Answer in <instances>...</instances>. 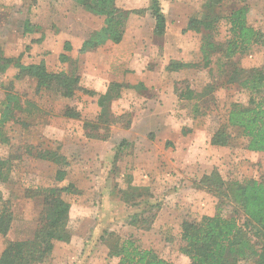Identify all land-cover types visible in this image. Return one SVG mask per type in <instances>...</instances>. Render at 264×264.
I'll list each match as a JSON object with an SVG mask.
<instances>
[{
  "label": "rangeland",
  "instance_id": "rangeland-1",
  "mask_svg": "<svg viewBox=\"0 0 264 264\" xmlns=\"http://www.w3.org/2000/svg\"><path fill=\"white\" fill-rule=\"evenodd\" d=\"M205 1L160 0L161 9L169 21L165 37H157L152 33L151 27L154 19L149 12L142 16L130 15L126 23V26L129 23V29L124 50L132 49V63L140 61L139 63L142 64L143 60L139 58V54L141 49L147 47V51L150 49L151 53L148 55L146 66L151 68L155 65L159 66L156 68V72L148 76L151 82L150 88H146L140 83L132 84L135 87H124L121 90L125 94L121 95V98L128 106L125 104V108H120L122 101L120 98L113 100L110 105L113 117L123 115L115 122L119 121L118 123L125 126L134 113H140L148 106L145 104L148 100H154L150 112L165 113L163 121L173 133V136L168 137L170 140H166V145H172L173 140L178 138L184 140V142L182 141L184 145L187 142L190 143L193 149L185 153L188 156L180 155L179 158L177 155L176 161L171 167H168L165 162L162 163L163 167H157L159 164L154 158V164L145 169L127 166L123 168L115 163L103 167L100 164L102 160L96 158L93 150H90V153L86 155L87 160L84 162L91 174L87 178L92 176L91 180L95 179L96 182H101L104 178L109 179L106 186L108 194L106 197L102 194L99 195L102 185L98 186L97 183L84 185L91 189L85 195L84 193L74 194L73 185L72 192H63L64 194H62L63 199L70 204L67 229L71 233L70 240L63 242L68 243L70 246H67L68 248L75 249L81 241L80 238L83 236L87 238L90 235L85 245L86 252H81L79 256L78 251H75L77 254L73 253L74 251L69 252L72 257L78 256L74 262H69L68 257L54 253L58 246H61L56 245L59 241H55L49 257L43 263L37 264L68 262V264H117V258H109L107 254L105 255L107 249L104 248L100 240L105 231H114L122 238L132 235L139 246L154 249L160 256L172 261L173 264H187L189 259L180 252V247L183 245L180 239L182 221H199L203 215H213L216 207L220 204L219 197L196 187L193 179L199 177L211 164H213V168H209L207 173L216 169L225 182L241 183L249 178L261 179L264 173V152L247 150L245 138L240 136L241 134L237 131H232L228 145H211L215 151H207L206 144L211 139L210 136L225 123L231 103L246 104L249 94L236 82L227 81L228 72L232 68L231 61L225 64L220 53L213 52L210 55L209 65H205L198 49L202 34L191 30L184 31L189 17L199 15ZM43 2L44 5L39 8L36 7V4L32 7L33 9L31 8V13L36 12L35 17H39L41 14L45 20H48L55 13L64 14L65 17L68 14L73 17L75 23L78 22L77 17L81 18L78 23H86L82 14L84 17L89 13L72 0H45ZM115 3L123 9H133L147 7L149 0H115ZM244 4L249 6L248 23L264 32V0H222L213 10L221 16H225L231 9ZM227 36L226 21L221 19L218 23L215 41H224ZM170 61L188 62L191 65L173 71L167 70L165 67ZM232 62H235L240 68L264 67V44L258 43L251 46L245 53L233 57ZM67 66L69 67L66 69L69 71L70 63H67ZM10 82L11 78H4V74L0 73V100L4 98ZM206 86H211L213 89L208 90L205 88ZM186 87L204 94L197 101L195 98L181 100L174 89L186 90ZM9 91L17 94L20 100L24 98L31 100L36 107L27 118L23 113H15L18 121L10 120L2 127L7 140L0 143V157H10L11 172L7 182H0V191L3 198L9 202L13 220L7 235L5 237L0 235V252L4 247L5 239L30 238L39 224L43 204L42 198L35 196L36 191L34 190L36 187L43 186L36 183L41 179L31 168L33 160L38 158L35 155L36 152L53 149L65 153L69 160L67 174L73 172L71 165L76 161L74 147L69 143L54 141L48 137V143L45 144L46 141H42V138L46 140V137L40 133L43 125L49 124L48 119L54 109L66 106L74 108L78 106L76 101H83L81 94L79 97L65 99L44 91H36L29 78L15 81ZM80 92L82 93V91ZM196 102L198 104L197 113L193 111ZM88 110V116L95 115L92 107L88 106ZM144 120L146 119L144 118ZM85 122H88L85 126L88 135L96 136L94 138H104L108 135L111 123L106 125L93 120ZM145 123L147 125L148 122ZM152 123L154 122L151 121L147 129L140 127L145 128L146 133L150 131V135L154 136V133L151 132L153 130ZM22 127L29 129V136L22 134ZM29 140L35 144L37 141L38 144L31 147L26 146ZM163 143L162 140L161 147H163ZM35 147L38 148L36 151H34ZM158 150L160 149L158 148ZM161 154L164 156V153ZM208 155H210V160L206 159L209 157ZM76 164L77 162H75ZM34 166L36 167V165ZM56 168L57 165L54 164V169L56 170ZM144 181L146 182L144 185L136 183ZM44 182L47 183V181ZM22 183L29 184V186L23 187L20 185ZM129 186L139 188L135 194H140V196L128 197L125 195V191L130 192ZM123 197L127 198L129 203L132 200H136L138 203L136 205L125 204ZM221 208L223 215L228 216L232 205L225 203L221 205ZM148 211L150 214L154 212L156 214L153 226L149 230L137 229L128 223L132 213ZM94 221L97 224L93 226ZM90 247H93L91 256L89 255ZM58 250L60 251L61 248L59 247ZM239 263L247 264L243 261Z\"/></svg>",
  "mask_w": 264,
  "mask_h": 264
},
{
  "label": "trees",
  "instance_id": "trees-1",
  "mask_svg": "<svg viewBox=\"0 0 264 264\" xmlns=\"http://www.w3.org/2000/svg\"><path fill=\"white\" fill-rule=\"evenodd\" d=\"M72 1L87 13L103 17V25L98 30L92 31L83 41L79 49L80 53L95 49L107 41L119 43L132 14L142 16L149 12L154 19L153 34L163 37L165 33L166 17L161 9L160 0H149L147 7L133 9L118 7L115 0ZM221 1L206 0L200 14L189 17L184 31L191 30L202 34L199 51L205 65H209L210 55L213 52L220 53L225 64L231 61L232 68L228 72L227 81L236 82L246 90L249 99L246 104L231 103L225 123L210 136V143L217 146L228 145L232 131H237L245 138L247 150L264 152V67L240 68L232 62L233 57L245 53L251 46L258 43L264 44V32L248 23L249 6L247 4L231 9L225 16L217 14L213 9ZM221 19L226 21L228 36L224 41L217 42L215 36ZM29 25L26 21L24 31L28 30ZM31 28L39 29L35 25H31ZM64 50H70L68 42L64 44ZM59 58L60 61L70 63L69 71H48L44 62L25 65L19 61V58L3 57L0 48V72L13 63L18 69L14 78L34 79L36 91L68 98L72 97L77 90L94 94L92 90L84 89L79 85L77 60L63 53ZM190 65L188 62L170 61L165 68L173 71ZM12 85L10 82L4 100L0 103V143L7 140L2 127L10 120H17L15 112L30 114L36 107L34 102L28 99L24 100L23 106L18 95L9 91ZM124 87L135 86L110 82L106 92L98 96L97 103L100 112L96 122L108 125L123 116L121 114L113 117L110 105L113 100L121 97V90ZM205 88L213 89L211 86ZM174 90L181 100L195 98L197 101L204 94L188 87L186 90L177 88ZM193 111L198 112L197 102L194 104ZM65 115L79 117V112L75 108L67 107ZM87 124L88 122H85L84 126ZM35 155L57 165L56 181L65 178L66 169L69 166L66 156L53 149L39 150ZM10 163V157H0V182L9 180ZM194 183L196 187L219 197L220 204L213 215H203L199 221H182L180 239L183 245L180 247V252L189 259L187 264H240L241 261L247 264H264V173L261 179L249 178L241 183L225 182L217 170L213 169L203 174ZM128 189L130 192L125 191L128 197L140 196V194H135L139 190L136 186H129ZM34 191L42 198L43 204L39 224L30 238L4 240V247L0 253V264L43 263L51 254L55 241L68 242L71 238V233L67 229L70 204L63 199L62 194L72 192V184L63 187H37ZM123 199L125 204L136 205L138 203L136 200L129 203L127 198L123 197ZM225 203L232 205L228 216L222 213L221 205ZM8 204L9 202L3 198L0 191V235L3 237L7 235L13 220V212ZM155 215V212L150 214L149 211L134 212L129 216L128 223L134 228L149 230ZM100 240L107 248V257L117 258V264H173L154 249L139 246L132 235L122 238L114 231H105Z\"/></svg>",
  "mask_w": 264,
  "mask_h": 264
},
{
  "label": "crops",
  "instance_id": "crops-1",
  "mask_svg": "<svg viewBox=\"0 0 264 264\" xmlns=\"http://www.w3.org/2000/svg\"><path fill=\"white\" fill-rule=\"evenodd\" d=\"M43 1L45 0H0V48L3 57L19 58V61L25 65L44 62L48 71L67 72L66 68L69 67L67 66V63L69 62L60 61L59 58L63 53L70 58L77 60L78 72L80 75L79 85L84 89L92 90L94 94L91 95L84 91L81 93L80 90L75 91L72 97H79L80 94L83 97L82 102H75L78 106L74 108L79 112V117L66 116L65 109L68 106L57 108L51 113L50 118L48 119L49 124L43 125L41 128L42 131L40 135L46 137V140L42 138V141H46L45 144L48 143V138H52L54 141L71 144L74 147V158L77 164L75 165L74 162L71 165L73 171L71 174H67L61 181H56L54 163L45 159H34L33 161L35 164L33 162L31 168H33L34 173L43 180L36 181V183L43 187H62L72 184L75 188L74 194L84 193V195L91 191L89 187L86 188L84 185H93L97 183L98 186L102 185V191L99 192V195L102 194L106 197L108 194L106 186L108 185L109 179L106 180L104 178L101 182H96L95 179L91 180L92 176L87 178V176L91 174L84 162L87 160L86 155L90 153V150H93V154L96 155V158H100L103 161V163L102 161L100 162L103 167L115 163L123 168L127 166L145 169L154 164V158L159 164L157 167H163V162H165L168 167H171L174 165L177 155L179 158L180 155L188 156V154L185 153H188V151L193 149V146L191 147L190 143L188 144L187 142L185 143L186 145H184L182 144L184 140L175 138L176 140H173L172 145H166V140H170L168 137L173 136V133H171L170 128L167 127L163 121L166 115L165 113L150 112L154 100H148V102L145 103L148 106L140 113H134L127 125L124 126L121 123H118L119 121L111 123L109 125V130L107 129L108 135L104 138H94L96 136L92 137V135L89 134L90 137L87 134L88 130H86L84 123L87 120H97V116L100 112V107L97 103L98 96L106 92L107 86L110 82H118L121 84L128 83L133 85L141 83L143 84L142 86L150 88L151 82L148 76L156 72V68L159 65H155L153 68L146 66L148 63V55L151 53L150 49L147 51V47L141 49L142 51H140L139 54V58L143 60L142 64L139 63L140 61L132 63L131 56H133V50H124L125 45L127 44L126 37L129 23L125 27L123 37L119 43L107 41L95 49L80 53L79 49L82 46L83 41L92 31L98 30L103 25V17L91 13L86 14L87 16L83 17L82 14V18L86 23H78L81 20L79 17L76 18L78 22L75 23L72 16L70 17L67 14L65 17L64 14L55 13V15L49 18L48 21L47 19L45 20L41 14L39 15V18L34 16L36 12L31 13V8L35 4L37 5L36 7L39 8V6L44 5ZM26 21H28L30 25L28 26V30L24 31ZM168 22L169 21L166 19L165 31H167ZM31 25L38 26L39 29L31 28ZM153 27L154 22L151 27L152 33ZM166 34L167 32L164 33L163 37H165ZM66 42L70 45V50L68 51L64 50V44ZM17 72L18 69L13 63H11L0 73L4 74V78H11L12 84H15V81H19L20 79L14 78ZM159 72L161 71L159 70ZM31 81L35 88L36 85L34 79H31ZM121 95L124 96V92H121ZM72 97H69V99ZM64 98L67 99L68 97ZM121 99L122 98L120 97V100ZM3 100L4 98L0 100V103ZM24 100H26V98L21 100V102H23L22 105L24 104ZM125 104L128 106V104L122 99L120 108H125ZM88 106L94 109L95 115H87V113H89ZM17 112H20V114L22 113L21 111H16L15 113ZM23 114H25V118L29 116L26 112H23ZM144 118L146 120H144ZM146 121L148 123H151V121L154 122L151 124L153 125V130H151V132L154 133V136L150 135V131L147 133L144 131L150 124L147 123L146 125ZM140 126L145 128L143 129ZM19 131L21 132V130ZM22 132L23 135L29 136V129L22 127ZM162 140L164 141L162 144L163 147H161ZM37 144V141L35 144L32 140H29V142L26 143V146L31 147L36 146ZM206 146L208 147L207 151H215L210 144V140ZM48 148H50V146ZM158 148L160 150H158ZM36 149L38 148L35 147L34 151H36ZM161 153H164V156ZM61 154L66 156L65 153ZM208 156L209 157L206 159L210 160V155ZM173 158L174 160H172ZM34 165H36V167ZM212 165L213 164L206 168V171H204L199 177L193 179V181H198L203 174L208 172L207 170L209 168H213ZM44 181H47V183ZM136 183L138 185L146 184L145 181ZM20 185H23V187L29 186V184L24 183ZM96 224L97 222L94 221L92 225L94 226ZM87 233L90 234V232ZM89 237L90 235H88L87 238L86 236L80 238L81 241L75 249H73V247L68 248V243L59 241L56 245H61L58 246L61 250L59 251L57 248L54 253H60L64 257H68L69 262H74L75 259L81 255V252H86L85 245ZM104 248L107 249L106 246H104ZM75 251H78V256L72 257L69 252L77 254ZM89 251V255L91 256L93 254V247H90ZM106 254L107 252H105V255Z\"/></svg>",
  "mask_w": 264,
  "mask_h": 264
}]
</instances>
